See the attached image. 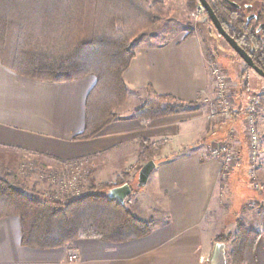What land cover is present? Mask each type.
I'll list each match as a JSON object with an SVG mask.
<instances>
[{
  "label": "crops",
  "instance_id": "crops-1",
  "mask_svg": "<svg viewBox=\"0 0 264 264\" xmlns=\"http://www.w3.org/2000/svg\"><path fill=\"white\" fill-rule=\"evenodd\" d=\"M134 53L123 78L136 103L149 86L188 104L212 102L210 58L200 37L151 36L139 40ZM95 84L92 76L61 83L30 79L0 62V170L14 169L23 156L60 164L85 161L93 165L96 188L114 185L123 173L129 175L122 179L128 183L146 164L140 158L141 140L166 139L149 191L126 200L134 216L151 223L152 233L121 244L91 238L41 250L24 247L21 220L8 217L0 220V264H211L217 243L210 220L220 210L224 178L221 160L210 148L226 141L229 125L212 127L207 105L197 114L150 122L119 116L95 138L77 140L86 128L87 99ZM231 143L240 157L237 168L245 166L247 145L234 138ZM258 232L256 257L264 264V224ZM74 253L78 260L71 262Z\"/></svg>",
  "mask_w": 264,
  "mask_h": 264
},
{
  "label": "trees",
  "instance_id": "trees-1",
  "mask_svg": "<svg viewBox=\"0 0 264 264\" xmlns=\"http://www.w3.org/2000/svg\"><path fill=\"white\" fill-rule=\"evenodd\" d=\"M206 1L227 34L264 72V4ZM187 4L191 9L201 5L199 0ZM170 15L163 2L149 0H0V62L20 76L45 82L95 77L87 99L86 128L76 137L93 139L118 119L116 110L131 93L123 77L135 57L137 39ZM146 91V100L133 114L140 121L189 108L188 103L160 95L151 86ZM164 148V143L141 140L140 158L144 163L155 161ZM13 181L0 178V220H21L24 247L59 249L91 238L121 244L152 233L151 223L107 197L110 189L126 181L94 186L83 196L61 200L29 196ZM259 236L249 231L236 238L232 264H258Z\"/></svg>",
  "mask_w": 264,
  "mask_h": 264
},
{
  "label": "rangeland",
  "instance_id": "rangeland-1",
  "mask_svg": "<svg viewBox=\"0 0 264 264\" xmlns=\"http://www.w3.org/2000/svg\"><path fill=\"white\" fill-rule=\"evenodd\" d=\"M149 1L163 2L170 10L171 15L170 18L144 31L135 45L139 40L156 35H162V39H170L174 36H198L210 58L209 70L214 82L212 102L210 104L206 103V106L200 102L189 103L187 104L188 110L170 116L197 114L200 111H206L207 105H211L208 114L209 124L211 126L229 125L226 141L214 142L210 148V150L212 148L218 149L229 145L235 153V159L229 171H225L223 161L220 159L222 178H224L222 181L223 195L220 210L212 217L210 224L214 233V242L218 244L224 243L218 240H226L224 243L226 264H232L231 253L236 238L245 232H258L264 224V79L247 67L229 44L218 34L207 13L200 17L194 16L198 7L191 9L187 4V0ZM254 1L255 5L264 4V0ZM214 69H220L228 82V97L225 103L217 99L216 81L213 76ZM145 95L141 103L140 101L136 103V94L131 92L126 102L116 110L118 117L133 116L146 100L147 92ZM254 107L256 109L251 114L250 110ZM251 115H253L256 122L255 125L260 138V153L256 159L253 157L247 120ZM150 121L141 120V122ZM233 138L235 140L241 139L247 145L246 164L240 168H237L240 157L231 143ZM156 142L165 144V148L157 157L160 159L169 142L166 139ZM82 163H84V167H80L76 163L60 164L47 158L23 156L14 169L0 170V178L15 180L13 182L17 184V187L29 196L42 200L49 197L56 200L67 199L70 196H75L78 191L85 195L96 185L93 165L91 166L90 163L85 161ZM78 171L81 178H77V187L74 184L71 186L76 178L75 173ZM126 172L132 173V169H126ZM122 175L123 177L120 180L128 179V174L123 173ZM118 181L119 179L116 182ZM128 183L135 194L141 191L147 192L151 187L146 185L139 189L138 177L136 180L131 179ZM128 204L129 202H127Z\"/></svg>",
  "mask_w": 264,
  "mask_h": 264
},
{
  "label": "water",
  "instance_id": "water-1",
  "mask_svg": "<svg viewBox=\"0 0 264 264\" xmlns=\"http://www.w3.org/2000/svg\"><path fill=\"white\" fill-rule=\"evenodd\" d=\"M199 1L202 7L206 10L218 34L229 44V46L236 52V54L247 65V67L251 68L254 72H256L260 77L264 79V72L255 66L252 57L243 48H241L234 39H232L227 34L222 23L219 21L218 17L214 13L213 9L210 7L208 2L206 0H199ZM156 166H157L156 162L153 160V161L146 163L142 167V169L139 172V176H138V188L139 189L145 187L148 184V181L152 173L156 169ZM132 193H133L132 187L130 186L129 183H126L122 186H118V187H114L110 189L107 193V197L111 200H117L122 205H125L126 200L132 195ZM224 248H225L224 243H218L216 245V250H215L211 264H226Z\"/></svg>",
  "mask_w": 264,
  "mask_h": 264
},
{
  "label": "built area",
  "instance_id": "built-area-1",
  "mask_svg": "<svg viewBox=\"0 0 264 264\" xmlns=\"http://www.w3.org/2000/svg\"><path fill=\"white\" fill-rule=\"evenodd\" d=\"M207 12L206 10L200 5L197 10L194 13V16L200 17L205 15ZM213 76L215 77L216 81V87H217V99L220 100L221 102L225 103L227 101L228 97V82L226 79V76L220 69H214L213 70ZM255 107L250 110V113H254ZM248 120V127H249V134L251 137V147H252V152H253V157L256 159L258 157V154L260 153V138L258 136V131L256 129V122L254 120L253 115L249 116ZM211 154L213 157L219 158L223 161V167L225 171H229L231 168L232 162L235 159V153L233 149L228 145V146H223L221 148H212L211 149ZM78 166L84 167V163H77ZM79 168V167H77ZM76 168V169H77ZM76 178L74 181L71 183V186L74 184L75 187L77 184V178H81V175L79 171L75 173ZM73 188V187H72ZM81 192V191H80ZM79 191L76 192V195L73 197H80L83 196L82 193ZM78 260V256L76 254H72L70 256V261L74 262Z\"/></svg>",
  "mask_w": 264,
  "mask_h": 264
}]
</instances>
